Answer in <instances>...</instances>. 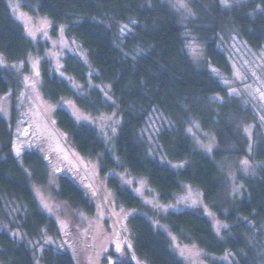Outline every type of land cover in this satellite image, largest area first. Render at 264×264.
<instances>
[{
    "label": "trees",
    "instance_id": "obj_1",
    "mask_svg": "<svg viewBox=\"0 0 264 264\" xmlns=\"http://www.w3.org/2000/svg\"><path fill=\"white\" fill-rule=\"evenodd\" d=\"M23 1L25 10L51 20L53 33L65 29L68 39L81 43L87 52L88 64L74 55L62 58L63 73L70 76V84L52 76L50 62H44L45 97L54 104L74 99L94 117L114 112L121 117L113 140L105 141L96 127L78 124L66 110H57V124L77 151L97 160L103 176L123 169L146 176L165 203L172 201L184 184L200 188L217 218L229 226L224 231L226 239H221L207 218L183 211L158 214L160 224L156 228L145 216L155 213L132 190L111 177L109 185L117 201L137 211L130 219L137 257L148 264H184L171 248L170 231L183 246L208 255L210 264H264V136L253 156L249 155L251 140L243 131L251 120L249 111L207 68L197 66L186 50L189 27L206 31V58L230 74V62L216 38L222 28H237L251 46H263L264 0H249L230 8L220 0H193L198 22L189 26L163 0ZM196 23L205 27H196ZM126 24L133 29L120 38V27ZM44 47L46 43L35 45L26 36L8 0H0V53L9 62H23L37 50L45 52ZM15 81L10 71L0 68V95H8ZM153 110L170 121L157 137L161 150L169 161L187 162L183 170L170 169L149 155L141 132ZM240 119L247 121L239 123ZM193 122L215 135L218 149L207 153L197 146L188 133ZM256 139L259 142L260 136ZM13 144L11 126L0 112V209L2 201L10 199L19 202L26 213L20 226L22 236L0 232V262L37 264L30 240L46 233L59 235L57 223L41 209L33 190V182L46 183L48 167L44 156L31 148L23 149L21 163L13 153ZM233 157L248 159L253 166L247 173L237 165L241 194L230 196L225 171ZM75 178L61 176L55 196L93 214L95 207ZM40 261L76 264L69 252L59 253L53 247L43 250Z\"/></svg>",
    "mask_w": 264,
    "mask_h": 264
},
{
    "label": "rangeland",
    "instance_id": "obj_2",
    "mask_svg": "<svg viewBox=\"0 0 264 264\" xmlns=\"http://www.w3.org/2000/svg\"><path fill=\"white\" fill-rule=\"evenodd\" d=\"M186 23L191 25L197 18L192 7L193 0H163ZM225 7H233L247 3L249 0H220ZM14 19L25 27L26 36L35 45L46 43L42 54L35 51L23 62H9L0 53V68L10 71L16 78L8 95H0V112L10 124L14 134L13 153L23 163L24 148H31L44 156L48 167L46 183L33 182V190L41 209L58 225L59 235L56 237L46 233L39 239L30 240L29 245L36 255L37 264H42L40 256L45 248L53 247L56 252H69L76 264H114L117 261H131L133 264H148L137 257L134 246L130 219L137 213L121 205L116 198L109 179L116 177L123 187H127L148 206L155 216L145 214L157 228L158 214L196 212L207 218L221 238L226 239L224 231L228 224L217 218L216 213L206 202L203 191L190 184H184L180 193L173 200L165 203L159 192L151 188L146 176L131 174L128 170L113 171L106 176L100 172L97 160L80 154L71 142L70 137L59 128L56 111L66 110L78 124L96 127L103 132L105 141H112L116 129L121 124V117L116 113L94 117L82 110L74 99H65L58 103L48 100L43 93L44 62H50L52 76H57L70 84V76L63 73L62 58L67 55L77 56L88 64L85 48L76 40H69L65 29L52 32L49 18L35 15L25 10L23 0H8ZM197 21V20H196ZM198 22V21H197ZM196 27H205L199 23ZM200 28V29H202ZM131 24L121 25L120 38L132 31ZM203 30H187L186 50L190 58L200 68H207L229 92L238 98L250 113L251 120L244 125L243 131L250 138L248 154L253 156L258 143L264 136V45L251 46L237 28L225 27L218 34L217 43L230 62V74L224 73L206 58L205 34ZM91 72H94L91 69ZM73 83V82H72ZM75 87V84L73 85ZM109 89V88H108ZM239 123H246L240 119ZM170 121L158 110H153L141 132L146 142L149 155L166 167L175 171L183 170L187 162L169 161L158 143V134ZM188 133L197 146L210 153L218 149L214 134L204 131L198 122H193ZM260 136V141L256 139ZM240 170L249 172L252 163L248 159H229L226 173L229 177V194H241L237 182V165ZM74 176L87 197L95 207V212L76 209L70 204L56 198L55 192L60 187V177ZM32 176V172H30ZM225 200L229 196H224ZM22 205L10 199L2 201L0 209V232H7L13 237L22 236L20 226L25 217ZM155 219V220H154ZM168 234L172 240V250L184 264H210L205 253L183 246L178 236ZM232 261V257L228 260ZM0 264H2L0 262Z\"/></svg>",
    "mask_w": 264,
    "mask_h": 264
}]
</instances>
